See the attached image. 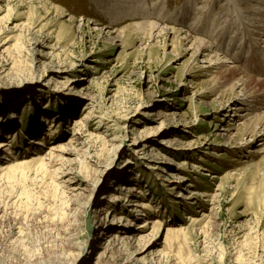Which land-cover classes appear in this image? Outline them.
Instances as JSON below:
<instances>
[{"label":"rangeland","instance_id":"1","mask_svg":"<svg viewBox=\"0 0 264 264\" xmlns=\"http://www.w3.org/2000/svg\"><path fill=\"white\" fill-rule=\"evenodd\" d=\"M261 4L140 0L142 17L112 19L98 0H0V45L10 39L0 51V140L14 149L9 164L50 162L0 189V264H122L146 241L145 264H264V105L231 111L238 99L210 91L230 67L202 69L189 45L133 25H203L206 36L187 35L221 43L230 66L262 82ZM58 145L70 153L50 157ZM134 201L155 202L154 211L137 218ZM107 209L125 218L123 235L130 221L161 225L107 244ZM140 233L149 238L139 244Z\"/></svg>","mask_w":264,"mask_h":264},{"label":"bare ground","instance_id":"2","mask_svg":"<svg viewBox=\"0 0 264 264\" xmlns=\"http://www.w3.org/2000/svg\"><path fill=\"white\" fill-rule=\"evenodd\" d=\"M98 1H100V5H102V12L107 13L108 15L110 13L111 15L108 17L112 19H117V18L124 19V18H129V17L137 18L138 16L142 17L143 15L141 14V12L146 13V10H147L146 8L139 9L141 7V5H139L140 0H115V1L114 0H98ZM261 1H262V4L258 7L256 5V8L254 9L255 11L258 12L257 15L260 16V18L255 19L254 22L262 24L261 26L259 25V27L255 28L260 31V33H256V36H259V41H261L262 37L264 38V34L261 33V32L264 33V0H261ZM122 6H127L126 7L127 9L126 10L124 9V13L120 14L118 10H120ZM136 7H139L138 11L140 13L137 12ZM56 11L59 12V9H56ZM250 11H253V10H250ZM182 18L183 19L182 21L180 20L181 21L180 24L183 26V24L184 25L187 24L188 19L187 17L184 18L183 16ZM146 22L142 24H133V25L141 33H143L144 35L146 34L149 37V39L157 38L161 36H165V38L167 37L171 38L172 36V40L175 43H178V44L185 43L186 45H189V50L193 51L194 56H196L197 58H202L203 63L208 64L207 67H203L202 69H208L210 70L209 72H212L215 70L218 71V69H223L224 67H230L229 69H225L223 72H221L219 78H215L214 87L210 89V91L213 93H216L218 91H222L223 93L228 92L229 101H234L238 99L239 100L238 105H235V107H232L233 109H231V111L235 110V112L237 113L246 112L245 115H250L251 112L258 110L262 105H264V93L258 96L255 94V92L251 88V85L254 82L261 83L264 85V81L261 82V80H256L255 78H252L250 76H244V74L239 70L240 68H235V67L230 66L229 61H227V58L226 57L224 58V56L223 57L221 56V54H223L224 52L223 50H221L223 48L221 43H218V45L215 46L213 44L214 42L212 43V41L210 40L204 41V40H201V38L192 39L189 35H187L190 31H193L195 34L206 36V31L204 32L205 28H202L204 27L203 25H201L202 27L200 28H198L199 26L198 27L191 26L189 27L190 31L185 32V30L183 31L182 29L181 30L174 29V28L173 29L171 28L161 29L159 24L155 22H152V21L151 22L148 21V23ZM209 26H210V22H209ZM9 42H10V39H6L0 45V51L3 48H5L3 50V53L7 52L9 49L7 45L9 44ZM219 47L220 48L222 47V48L220 49ZM246 75H247V72H246ZM259 121H260L259 122L260 128H263L262 131L260 132L261 134H259L260 135L259 141H264V116L261 117ZM232 126L233 125H230L229 128H231ZM256 127L258 128V126ZM255 135H258V133ZM76 136H77V133L74 135L71 142H73V140H77ZM252 138H255L254 133H253ZM36 143L40 144L39 141H36L35 144ZM50 148L52 151L50 152L52 153L50 154V157H53V151L60 152L62 154L70 153L68 149H66V147L62 145L60 146L58 145L54 147L52 146ZM13 150L14 149L11 145V142L9 143V140H0V189L3 188L5 184L11 185L12 183L17 182L19 179L23 178L24 170L27 168H30L32 164H38L39 166L41 165L40 166L41 169H44V168H47L48 163H50V162L46 163V161L49 160L48 158H36V159H31L30 161L21 162L18 164H14L13 162H12L13 164H9L7 162L9 157H7V155L5 154L8 153L9 155H12ZM69 174L70 173L68 172H59V175H60L59 178L65 177V175H69ZM66 182H70V180H66L65 183ZM123 190L124 191L127 190L128 193L132 192V194L134 191L138 195L143 194V192L140 189L135 190L133 188L128 189L126 187H122L120 191H123ZM154 203L155 202L150 203V201H146V202L134 201L133 203L130 204V207L132 209H130L129 212L134 213L137 216V218L142 215L145 216L147 212L151 213L152 211H154ZM101 210H104V207ZM112 215H113V212L109 214V209H107L106 215L104 217L105 222H104V225L101 227L102 230L103 229L106 230L103 236L111 234V237L108 240H106L107 244L112 243V242H117L119 240L128 242L126 244H132L135 241L134 232L136 231L140 232L139 230L143 231L149 228V225H152L153 231L155 232V229L159 228L158 226L161 225V222L157 219L154 221L147 219L144 223H141L137 227V229H135L134 228L135 221L134 222L130 221V223H128V229L130 233L128 232L123 235L121 234L123 231L121 227L125 225L124 224L125 218L120 215H114L111 220L109 217H111ZM186 220L192 222V225H196V224L198 225L200 223V221L197 218H193V217H187ZM105 225H106V228H105ZM131 227H133L134 229H131ZM131 230H134V231L131 232ZM141 233L138 235V238H137V242H139V244L140 242L148 240L149 238L147 235L141 234ZM102 240L104 241V237L101 239L100 242L98 240L97 243L99 244L103 243ZM149 243L150 241H146L145 245L142 248H139L137 252L134 253L136 254V258H132V256L134 255L132 253V255L129 258H127L128 261H126L125 263L123 261L122 264H133V263L134 264H141V263L145 264L146 255H153V253L151 252L152 245ZM100 246L98 247V251L100 252L103 250V253L101 255H103L106 259H110L111 256H109V253H110L109 249H107V247H104L102 245ZM160 253L158 255H160Z\"/></svg>","mask_w":264,"mask_h":264}]
</instances>
